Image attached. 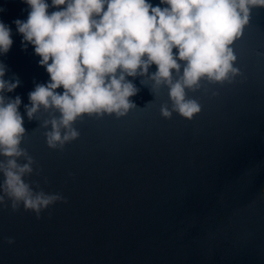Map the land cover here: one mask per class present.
I'll return each mask as SVG.
<instances>
[{"label":"water","instance_id":"obj_1","mask_svg":"<svg viewBox=\"0 0 264 264\" xmlns=\"http://www.w3.org/2000/svg\"><path fill=\"white\" fill-rule=\"evenodd\" d=\"M0 7L13 40L0 55L4 79L20 80L4 95L21 97V147L34 160L25 180L64 197L39 218L7 200L0 206V264H264V9L252 10L233 46L240 75L188 91L201 105L191 121L161 116L171 107L166 87L127 77L139 89L129 98L136 107L78 118L79 137L54 150L42 125L59 114L25 113L29 93L50 79L14 23L30 9L22 0Z\"/></svg>","mask_w":264,"mask_h":264},{"label":"clouds","instance_id":"obj_2","mask_svg":"<svg viewBox=\"0 0 264 264\" xmlns=\"http://www.w3.org/2000/svg\"><path fill=\"white\" fill-rule=\"evenodd\" d=\"M22 2L30 11L26 21H14L17 32L25 47L33 46L50 77L29 93L25 113L29 120L41 107L59 114L42 125H50L45 138L54 150L79 137L73 127L78 118L123 117L135 108L129 98L139 89L127 77L148 76L152 89L166 87L171 107L162 106L161 116L176 113L191 121L201 105L188 98V91L197 90L202 81L223 84L240 75L233 46L249 25L252 10L264 9V0H160L165 7L150 0ZM12 44L11 29L0 21V55ZM153 65L156 71L149 75ZM6 71L0 63V206L7 200L13 210L22 206L39 218L64 197L34 190L25 180L33 173L34 160L21 147V97L4 95L20 80H5Z\"/></svg>","mask_w":264,"mask_h":264},{"label":"rangeland","instance_id":"obj_3","mask_svg":"<svg viewBox=\"0 0 264 264\" xmlns=\"http://www.w3.org/2000/svg\"><path fill=\"white\" fill-rule=\"evenodd\" d=\"M264 191V190H263Z\"/></svg>","mask_w":264,"mask_h":264}]
</instances>
